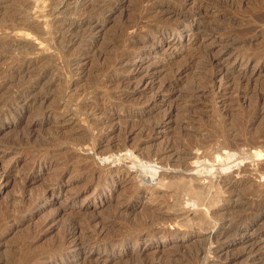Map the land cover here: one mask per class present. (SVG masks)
<instances>
[{"label":"rangeland","instance_id":"1","mask_svg":"<svg viewBox=\"0 0 264 264\" xmlns=\"http://www.w3.org/2000/svg\"><path fill=\"white\" fill-rule=\"evenodd\" d=\"M58 1L0 0V264H264V0Z\"/></svg>","mask_w":264,"mask_h":264},{"label":"bare ground","instance_id":"2","mask_svg":"<svg viewBox=\"0 0 264 264\" xmlns=\"http://www.w3.org/2000/svg\"><path fill=\"white\" fill-rule=\"evenodd\" d=\"M60 1L62 2V1H64V0H59L58 2L60 3ZM56 9V7H54L53 6V9H52V11H54ZM171 11V10H170ZM53 12H51L50 13V15L49 16H51V14H52ZM169 13V12H168ZM23 14V13H22ZM26 15V14H25ZM169 15V14H168ZM28 16V15H27ZM25 17V16H24ZM182 18L183 19H186L183 15H182ZM24 21H21V28L23 29V31H24V33L25 32H30V33H33L34 35H39L40 36V34H42L41 33V28H40V25L41 24H39V23H37L35 20H32L31 18H28V17H26V19L24 18L23 19ZM86 20V19H85ZM60 21V20H59ZM56 22H57V20H56ZM87 21H82L81 22V24L80 23H78V24H75V23H73L74 25H79V26H81L83 23H86ZM64 23H65V21H64ZM63 23V24H64ZM88 23V22H87ZM73 24H70V26L71 25H73ZM20 25V24H19ZM65 25H68V24H65ZM72 27V26H71ZM90 29V28H89ZM91 30V29H90ZM93 33V32H92ZM26 34V33H25ZM86 34H88V33H86ZM27 35H28V33H27ZM43 35V34H42ZM39 36H38V38H39ZM90 36V35H89ZM35 37V36H34ZM41 37H43V36H41ZM82 37V36H81ZM41 39V38H40ZM83 39V38H82ZM68 41L70 42V43H73V44H75V43H78L79 41L81 42V38H76V37H70L69 39H68ZM68 43V42H67ZM152 44L154 43V42H151ZM5 44V43H4ZM3 44V45H4ZM150 44V43H149ZM151 44V45H152ZM219 154V153H218ZM146 158V157H145ZM148 158V157H147ZM146 158V159H147ZM42 164V163H41ZM150 169H151V167H150ZM214 169V168H213ZM151 172H154V174H153V176H155V175H157L158 174V171H157V169L155 170L154 168L153 169H151ZM143 173V172H142ZM244 185V184H243ZM244 189H246V188H244ZM248 189H250V188H248ZM179 190V189H178ZM251 191V190H250ZM254 191V190H253ZM250 192V193H252V194H250V195H252L253 196V194H254V192ZM244 193H245V191H244ZM243 193V194H244ZM247 193H249V192H247ZM246 194V193H245ZM244 194V196H246ZM256 194V193H255ZM255 194H254V196H255ZM249 195V194H248ZM249 195V196H250ZM257 195V194H256ZM243 196V197H244ZM196 200V199H195ZM189 203V202H188ZM213 203V202H212ZM186 204V203H185ZM129 210H131L130 211V213H128L127 215H133V210L132 209H130V208H128ZM202 216V215H201ZM160 219V218H159ZM170 219V218H169ZM200 219V218H199ZM161 220V219H160ZM163 220H165V219H163ZM168 220V219H167ZM167 220H165V221H163V223L164 222H166ZM184 222V221H183ZM167 223V222H166ZM170 224V223H169ZM186 225V224H185ZM200 228H201V226H200ZM203 228V227H202ZM208 228V227H207ZM73 229V228H72ZM222 233L221 234H223L224 232L223 231H221ZM75 233V232H74ZM220 233V232H219ZM227 234V233H226ZM225 235V234H224ZM218 236V235H217ZM154 240V239H153ZM75 246H76V249L75 250H77V251H83V250H85L86 252H91L92 251V248H91V246L90 245H88V244H86L84 241L82 242V241H77L76 242V244H75ZM74 246V247H75ZM40 259V258H39ZM170 259V258H169ZM172 261H173V259H171ZM55 264V263H54ZM61 264V263H60Z\"/></svg>","mask_w":264,"mask_h":264}]
</instances>
